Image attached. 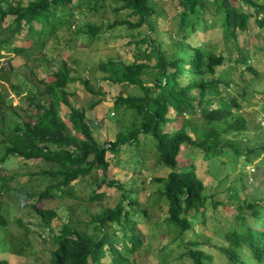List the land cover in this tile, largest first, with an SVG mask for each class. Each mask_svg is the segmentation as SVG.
I'll return each mask as SVG.
<instances>
[{"label":"trees","instance_id":"obj_1","mask_svg":"<svg viewBox=\"0 0 264 264\" xmlns=\"http://www.w3.org/2000/svg\"><path fill=\"white\" fill-rule=\"evenodd\" d=\"M81 1H87L86 6L97 11V5L89 4L88 0H16L7 4L0 1V51L15 56L36 51L39 43L41 47L44 45L42 39L45 36L57 33L64 26L70 30L73 22L70 8ZM169 1L178 16L177 31L174 38L161 40L150 19L154 15L159 18L163 12L157 13L152 0H115L120 6L114 11H127L129 17H136V23L119 21L108 28L117 25L139 28L145 24L150 33L157 35L155 39L148 35L143 38L147 46L143 55L148 57L150 54L155 59L152 67L138 62L127 65L111 59L99 64V70L105 75L104 81L134 86L141 92L139 95L118 96L114 100L116 109L134 114L130 129L116 133L113 142L98 144L85 110L75 108L67 98L66 87L73 79L66 64L61 62L55 71L47 74L46 81H41L42 91L27 98L32 112L22 117L13 109L12 113L20 122H11L5 132L0 130V146L3 147L0 163L8 157H17L52 165L53 169L39 172L48 176L50 183L43 191L32 194L42 201L56 198L57 193L72 182L90 178L93 171L105 175L109 166L107 153L116 155L123 146L130 149L139 145V136L149 137L154 143L158 164L169 170L165 178H159L155 183L167 210L165 224L173 231L170 243L183 246L181 260H189L192 264H213L214 255L193 249L199 245L195 240H185V235L196 222L203 224L198 218L200 213L203 216L207 198L204 180L198 175L195 164L190 162L187 165L186 158L183 162L180 160L186 152L192 161L196 160V152L213 168V161L229 151L242 157L245 165L250 163L251 155L258 156L262 150L261 146L243 149L247 121L240 111L245 95L243 91L233 94L230 81L217 76V71L227 66L225 57L194 45L190 39L196 34L206 35V29L201 26L208 22L218 25L222 33L234 39L248 29L251 21L264 31V0ZM206 16L211 19L208 21ZM7 17H12V22L3 28L2 22ZM34 24H40L41 28L35 30ZM24 25L27 26L26 37L15 47L13 40L22 33ZM101 26L103 23L87 32L91 39L96 38ZM47 27L53 30L52 34L46 32ZM34 38L36 41H32ZM12 70L6 71L7 78ZM247 70H251L250 67ZM143 76L152 78V86L144 85ZM0 82H5L4 77H0ZM83 84L89 90L87 82ZM9 86L13 91L18 90V85ZM60 104L69 111L66 121L59 114ZM94 107L93 104L89 108ZM169 111L173 112L170 117L167 116ZM195 120L200 122L199 127L194 125ZM4 121L0 108V122ZM172 123H179L180 127L165 131V126ZM186 129L196 137L192 139ZM221 165L219 169L224 168L222 162ZM102 184L120 192L117 204L113 208H101L98 214L90 216L94 235L63 225L53 237L55 249L48 264H129L126 256L139 251L142 245L139 219L147 213L138 206L134 183L126 189L122 183L107 178L100 183L94 180V193L88 197L90 203L102 200V193L95 194ZM227 192L229 197L240 201L239 194L231 188ZM2 203L0 199V228L7 227L1 213ZM236 211V219L240 222L224 233L227 244L216 247L219 260L225 264H264V193L255 200L247 197L240 201ZM37 212L44 225L55 218L53 209ZM0 264L11 263L0 259Z\"/></svg>","mask_w":264,"mask_h":264},{"label":"rangeland","instance_id":"obj_2","mask_svg":"<svg viewBox=\"0 0 264 264\" xmlns=\"http://www.w3.org/2000/svg\"><path fill=\"white\" fill-rule=\"evenodd\" d=\"M0 1L7 4L16 0ZM152 1L157 13L163 12L159 18L154 15L150 19L158 36L161 40L174 38L178 22L175 8L169 0ZM85 3L87 1L71 6L73 22L70 30L64 26L57 33L45 36L42 39L45 41L44 45L41 47L39 43L36 51L17 56L5 50L0 51V77H4L5 81L0 82V108L5 116V121L0 122V130L5 132L11 122H20L12 113L13 109L21 113L22 117H27L32 112L27 98L42 91L41 81H46L47 74L55 71L61 62L66 64L73 79L66 87L67 98L75 108L85 110L98 144L113 142L116 133L131 128L134 114L125 109H116L113 106L114 100L118 96L139 95L141 92L134 86L104 81L105 75L99 70V64L111 59L127 65L138 62L152 67L155 59L150 54L148 57L143 55L144 50H147L143 38L148 35L155 39L157 35L150 33L145 24L139 28H128L125 25L108 28L119 21L136 23V17H129L127 11H114L120 6L115 0H105L104 3L101 0H88L89 4L97 5V11H91V6H86ZM12 19L7 17L2 22V27L10 24ZM206 19L209 21L211 18L206 16ZM102 23L96 38L91 39L87 32ZM201 27L206 29L207 34H196L190 41L194 45L222 54L227 69L218 70L217 76L230 81V91L233 94L244 92L245 101L240 114L247 121V132L243 137V149L261 146L262 150L258 156L251 155L250 163L245 165L242 157L229 151L219 160L213 161V168L196 152V160L192 161L187 152L180 160L183 162L186 158L187 165L190 162L195 164L198 175L204 180V194L207 198L203 216L200 213L198 218L203 220V224L196 222L185 235V240H195L199 245L193 249L214 255L213 264H225L219 260L216 247L227 244L224 233L240 222L236 219L238 203L247 197L255 200L264 193V31L251 21L248 29L244 33H238L234 39L210 22ZM26 28L24 25L22 33L13 40V46L18 47L20 41L25 39ZM40 28V24H34L35 30ZM46 32L52 34L53 30L47 27ZM34 40L35 38L32 39ZM248 67L251 70H247ZM9 68L13 70L7 78L6 71ZM142 81L145 86H152L150 76H143ZM83 82H87L89 90ZM9 84L18 85V90L13 91ZM93 104L95 107L90 109ZM68 112L67 107L60 104L59 114L64 121ZM172 115V111L167 114L168 117ZM194 125L199 127L200 122L197 121ZM179 127V123H172L165 126V131ZM186 132L192 139L196 137L189 129ZM1 139L0 133V141ZM139 139L141 142L137 146H131L130 149L123 146L116 155L106 154L109 166L105 175L100 171H93L90 178L72 182L57 193L56 198L42 201L32 197V194L43 191L50 183L48 176L39 172L53 169L52 165L36 160L24 161L17 157H8L0 163V199L3 201L1 213L7 221V227L0 228V259L11 264H48L51 252L55 249L53 237L65 224L80 233L94 235L90 216L98 214L101 208H113L120 198L117 189L102 184L95 193H102V200L89 202L88 197L94 193L92 182L96 180V183H100L107 178L109 181L122 183L126 189L131 187L130 183H134L138 206L147 213L140 217L138 224L142 245L136 254L126 256L129 264H192L189 260L180 259L184 248L177 243H170L173 231L165 224L167 210L155 182L159 178H165L169 170L158 164L151 139L145 136H139ZM2 154L3 147L0 146V158ZM221 162L224 168L219 169L222 167ZM228 188L239 194V202L229 197ZM52 191L56 192L55 189ZM49 209L55 211V218L44 225L37 211ZM242 251L247 254L245 248Z\"/></svg>","mask_w":264,"mask_h":264}]
</instances>
